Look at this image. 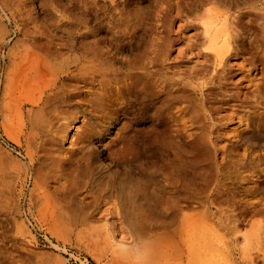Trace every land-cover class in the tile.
<instances>
[{"label":"rangeland","instance_id":"374dc122","mask_svg":"<svg viewBox=\"0 0 264 264\" xmlns=\"http://www.w3.org/2000/svg\"><path fill=\"white\" fill-rule=\"evenodd\" d=\"M126 8L142 9L143 21L133 18L119 30L116 25L126 24ZM9 48L21 53L9 58ZM56 48L62 57L78 55L82 48H112L120 57H135L139 48H166L154 66L169 79L165 93L148 92L109 127L97 149L82 144V116L59 140L46 144L74 151L76 160L89 166L76 205L87 223L75 221L70 209L60 213V204H66L60 194L43 196L44 180L52 183L49 189H59L63 175L39 158L26 122V90H35L39 79L20 76L12 96H3L6 66L59 62ZM175 89L182 97L171 103ZM10 98L21 108L9 110L4 103ZM243 131L264 136V0H176L172 7L158 0H0V264H146L154 245L169 247L174 255L156 264H210L206 180L196 179L194 199L185 202L178 199L181 185L173 173L185 158L200 177L208 157L219 163L218 178L228 187L222 197L228 217V227L221 230L224 256L229 264H251V258L264 264L263 187L250 196L257 204L246 220L238 217L241 177L255 170L252 161L243 167L240 160L252 147L239 134ZM196 136L208 145L197 160L196 150L179 146ZM108 178L118 193L134 191L151 201V191L157 190L173 205L161 206L162 222L148 227L106 217L110 203L96 207L88 190ZM118 242L123 249L114 246Z\"/></svg>","mask_w":264,"mask_h":264},{"label":"bare ground","instance_id":"6f19581e","mask_svg":"<svg viewBox=\"0 0 264 264\" xmlns=\"http://www.w3.org/2000/svg\"><path fill=\"white\" fill-rule=\"evenodd\" d=\"M19 1L21 3L23 0ZM158 1L162 4L167 3L168 7L176 4V0ZM24 9L26 15H29L26 6ZM124 15L127 18L126 24L116 25L119 30L127 29L133 18L143 21L142 9L126 8ZM207 31L208 28L205 26V32ZM59 49L61 48H56V51L61 59L56 63L42 60L35 63L14 61L6 66L3 96L4 99L12 96L20 76L24 80L34 76L39 79L35 90H26L25 102L29 105L25 111L26 122L29 133L39 148V158L45 161L47 167L63 175L59 189H49L52 183L47 179L44 180L46 193H43V196L60 194L66 201L65 205L60 204V213L66 214L65 208L68 211L70 209L77 216L75 221L87 223V215H84V212L79 215L76 205L80 202V186L87 182L85 178L90 170L89 166L80 164L76 160L74 151L60 147L51 150L46 144L51 140H59V134L65 133L72 120L82 116L83 131L80 133L82 144L84 147L92 144L91 148L97 149L101 145L98 142L109 133V127L119 122V116H127L139 106L148 92L153 96L165 93L169 79L154 66L166 48H139L133 54L135 57H120V53L112 48H82V53L78 55L62 57L60 52L58 53ZM75 49L68 48V50ZM19 53H21L19 48H9L8 57L17 58ZM177 91V89L171 91V103L182 97ZM4 105L12 111L21 108L16 98H10V101L5 102ZM168 123H171L172 131L179 137L180 130L176 127L175 119L169 120ZM125 127L124 123L122 129ZM239 134L248 138L252 144L251 149H246L244 155L242 154L245 158H240L244 161L243 167L248 166L250 161L255 164V170L251 167L253 170L241 177L240 191L243 197L240 198L242 208L238 217L241 221H245L251 211L250 208L257 204V201L251 197L255 196L254 193L261 187L264 189V166L256 169L258 165H264V136L250 131ZM8 136L16 139L12 131H8ZM75 141L74 144L78 145ZM179 146L183 151L196 150L195 160L200 156V152L207 151L208 148L202 136L183 140ZM186 165H189L188 160L182 158L181 164L173 169L174 176L181 185L178 199L185 202L192 201L194 195L192 196L191 187L194 182L196 179L206 180L204 196L209 208L210 253L213 255L210 264H229L224 256L226 240L221 234V230L228 227V217L222 198L228 187L218 178L219 163L208 157L204 166L205 173L200 177ZM112 183L113 180L108 178L88 190L96 207H99L102 201L110 203V207L104 210L106 217L148 227L152 221L162 222L158 217L161 206L173 205L157 190L151 191V201H148L143 196H137L134 191L118 193L112 189ZM259 203L264 202L259 201ZM173 222L175 219L171 221ZM262 231L264 232V229ZM103 237L110 243L109 235L105 234ZM114 246L118 249L124 248L122 242L114 243ZM173 256V250L169 247L160 248L154 245L146 253L144 262L156 264L161 259L167 260ZM251 264H255V258H251Z\"/></svg>","mask_w":264,"mask_h":264}]
</instances>
